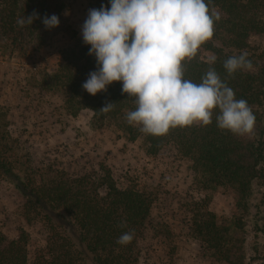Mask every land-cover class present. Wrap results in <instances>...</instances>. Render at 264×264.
Returning a JSON list of instances; mask_svg holds the SVG:
<instances>
[{
  "label": "trees",
  "instance_id": "trees-1",
  "mask_svg": "<svg viewBox=\"0 0 264 264\" xmlns=\"http://www.w3.org/2000/svg\"><path fill=\"white\" fill-rule=\"evenodd\" d=\"M210 11L220 15L212 39L202 45L196 57L184 64L185 78L199 83L214 67L226 77L224 61L246 52L253 64L251 71H239L226 82L237 99H244L255 118L251 136H235L217 127V109L208 126L171 129L163 137L146 136L138 127L126 122L125 110L135 105L122 93V83L109 85L106 92L92 96L83 88L89 74L97 70L96 58L89 55V45L65 50L52 80L63 93L66 110L73 116L88 109L93 121L102 127L108 120L117 121L132 142L143 137L147 152L156 155L169 145L193 163V171L205 186L227 187L233 191L235 205L230 225L217 222L205 205L198 206L192 217L193 236L203 242L210 257L222 264H264V193L253 203L255 189H264V45L253 48L251 39L264 42V0H206ZM110 0H96L95 9L109 7ZM65 9L63 0H0V35L7 41L29 40L44 25L45 16L59 17ZM37 13L39 18L23 28L17 17ZM209 52L210 61L202 59ZM106 102L115 103L106 114L100 109ZM0 172L25 199L23 213L28 223L40 222L45 227L44 245L30 257L29 237L25 231L15 240L0 232V264H141L140 241L145 237L151 217L153 197L136 187H118L111 171L70 173L52 171L48 178L17 175L0 159ZM52 176V177H51ZM123 223L124 227H119ZM252 226L262 236L263 246L253 245L255 257L247 262L246 228ZM132 231L128 245L117 244V238Z\"/></svg>",
  "mask_w": 264,
  "mask_h": 264
},
{
  "label": "rangeland",
  "instance_id": "rangeland-1",
  "mask_svg": "<svg viewBox=\"0 0 264 264\" xmlns=\"http://www.w3.org/2000/svg\"><path fill=\"white\" fill-rule=\"evenodd\" d=\"M63 2L59 27L43 26L31 41L24 42L7 41L0 35V159L17 175L37 181L52 171L66 169L75 174L105 167L119 188L136 186L153 197L147 231L140 241L141 264H222L193 236L191 224L198 206L205 205L219 224L230 225L235 205L232 190L205 186L194 173L192 161L173 145L150 155L144 138L130 141L119 122L108 120L98 127L92 111L73 116L66 110L52 75L65 50L86 45L82 26L96 0ZM263 45L260 37H252L253 48ZM202 59L210 61L212 55L203 53ZM262 193L261 187L255 189L253 203ZM24 205L13 182L0 172V232L12 241L25 231L32 259L47 233L42 223L26 221ZM245 236L249 262L256 256L253 245L262 248L263 238L254 234L250 224Z\"/></svg>",
  "mask_w": 264,
  "mask_h": 264
},
{
  "label": "clouds",
  "instance_id": "clouds-1",
  "mask_svg": "<svg viewBox=\"0 0 264 264\" xmlns=\"http://www.w3.org/2000/svg\"><path fill=\"white\" fill-rule=\"evenodd\" d=\"M111 6L90 9L82 26L89 55L97 70L83 88L92 96L122 83V93L134 110H125L126 122L144 135L163 137L171 129L208 126L216 115L217 127L235 136L254 133L256 118L244 99H237L226 82L239 71L253 70L246 52L228 57L224 79L209 67L199 83L185 78L184 64L196 57L214 35L220 15L206 0H110ZM37 13L17 17L23 28L38 19ZM47 29L59 27L56 15L45 16ZM115 103L100 109L108 113ZM119 227L125 225L121 223ZM134 232H123L116 243L128 245Z\"/></svg>",
  "mask_w": 264,
  "mask_h": 264
}]
</instances>
